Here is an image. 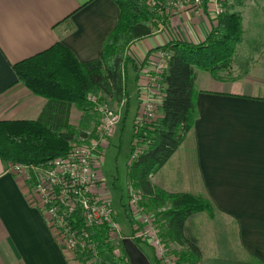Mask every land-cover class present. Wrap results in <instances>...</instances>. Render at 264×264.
<instances>
[{"label":"crops","instance_id":"0c3cea01","mask_svg":"<svg viewBox=\"0 0 264 264\" xmlns=\"http://www.w3.org/2000/svg\"><path fill=\"white\" fill-rule=\"evenodd\" d=\"M251 1L259 8L264 4V0ZM246 4L245 0L242 7ZM202 7V14L172 11L149 36L130 44L129 56L142 63L135 71L138 102V90L149 84L168 41L200 42L215 26L219 15L212 0H204ZM118 15L112 0H0V120L35 119L46 102L18 81L13 63L56 42L79 62L94 61ZM241 18L242 40L229 68L220 71L219 78L197 70V115L184 140L193 147L189 187L152 184L167 192L204 196L220 212V227L203 212L216 232L218 251L204 259L225 257L226 248L237 259L264 264V41L255 39L253 20L248 18L246 28ZM79 116L72 108L70 121L77 123ZM8 164L0 160V264H83L35 205L30 186ZM199 247L203 255L200 243Z\"/></svg>","mask_w":264,"mask_h":264},{"label":"trees","instance_id":"16d2710c","mask_svg":"<svg viewBox=\"0 0 264 264\" xmlns=\"http://www.w3.org/2000/svg\"><path fill=\"white\" fill-rule=\"evenodd\" d=\"M112 1L119 9L117 23L105 38L96 60L81 63L65 45L56 42L12 64L18 81L46 102L35 119L0 120L1 161L39 164L64 155L73 140L85 135L94 119L88 107L89 94L116 105L126 103V65L130 62L135 71L142 68V63L138 65L129 56V46L165 22L167 14L159 13V9L170 0H156V6H151L148 0ZM244 1H227L225 11L216 18L215 26L203 41L174 39L163 46L168 58L159 75L160 114L151 127L145 128V135L135 127L133 130L132 138H140L143 147L135 158L130 155L127 175L131 186L140 191L141 206L158 218L165 243L182 247L175 252L177 259L173 264H262L237 259L226 248L229 255L204 259L190 220L193 215L205 212L214 226L220 227V212L204 196L167 192L150 179L193 127L197 115L194 102L197 70L219 78V72L229 68L235 47L242 40V18L236 9ZM72 108L80 113L77 123L70 121ZM133 151L131 142V154ZM105 235V225L95 229L97 252L103 264H132L127 247L133 245L144 253L140 245L146 243L134 239L121 241L120 254H116ZM155 262L159 264L156 259Z\"/></svg>","mask_w":264,"mask_h":264},{"label":"built area","instance_id":"2783aa9c","mask_svg":"<svg viewBox=\"0 0 264 264\" xmlns=\"http://www.w3.org/2000/svg\"><path fill=\"white\" fill-rule=\"evenodd\" d=\"M227 1L229 0H212L214 12L222 14ZM203 2L204 0H170L159 9V13L170 14L172 11L189 10L202 14ZM148 3L151 6L157 4L156 0H148ZM159 58L149 84L141 89L140 94L142 107L138 115L137 130L144 135L145 128L151 127L158 117L157 108L162 95L159 75L165 68L168 52H159ZM87 101L94 114V126L91 130H86L84 136L73 140L64 155L39 164L9 162L8 167L30 186L35 205L53 224L61 242L83 264H103L97 252L95 229L105 225V236L110 240L118 228L113 219L110 201L101 185L102 176L98 165L107 138L119 122L121 114L99 95L89 94ZM132 143L134 151L131 158H135L143 145L137 137L133 138ZM129 197L130 205L140 214L139 220L145 223L139 236L149 239L157 249L160 241L153 227L154 220L150 214H144L143 210L137 207L139 195H136L132 186ZM163 263L173 264L170 259L165 260V257Z\"/></svg>","mask_w":264,"mask_h":264},{"label":"rangeland","instance_id":"374dc122","mask_svg":"<svg viewBox=\"0 0 264 264\" xmlns=\"http://www.w3.org/2000/svg\"><path fill=\"white\" fill-rule=\"evenodd\" d=\"M246 1V6L244 8L239 7L236 11L239 13L241 12L246 28L248 27V18L253 20L252 25L254 31L256 34L258 33L255 35V39L264 41V4L261 8H259L253 1ZM249 42H251V39H249ZM125 82L126 103L123 102L120 105H116L113 102L107 101L113 109L116 108L120 112L121 118L111 135L107 138V142L105 143L106 146L102 151V156L98 165V171L102 176L101 185L110 201L113 219L118 228L116 234H112V238L109 242L113 246L114 252L116 254H120L121 241L125 238H130L133 241L134 239H139L140 241L146 243H142L140 246L147 254V258H149L152 264H155V259L159 262V264H164V257L165 260L169 261L170 259V261L174 262L177 259V254L175 252L182 249V247L176 243H165L160 235L161 229L159 227L158 218L152 214L151 211H148L146 208L141 206L140 191L135 188H133L134 192L136 195H139L137 207L141 208L144 214H150L154 220L153 227L156 229L155 233L160 241V245L157 249L149 239L139 236V232L144 229L145 223H142L139 220L140 214L136 212L137 210L135 207L130 205L129 192L131 184L127 172L131 155V142L133 140L132 134L134 127L138 129V115L140 114L142 107V103H140L141 100L138 102L137 99L135 70L130 62L126 65ZM141 91V89L138 90V96L142 94ZM159 106L160 105H158L157 108V115L160 113ZM138 108L140 109L137 112ZM93 126L94 119L89 124L87 130H91ZM193 164V147L190 143L184 141L180 145L179 149L171 156L168 162H166L165 165L158 170L153 179H151L152 183L155 184L159 181L165 185H172V183L175 182V186L182 184L183 187L187 188V186L189 187L188 174L190 169L193 167ZM167 190L170 191V189ZM194 217L195 219L191 221H194V230L198 235L199 243L203 251V257L217 256L216 232L212 228V223H210L209 217L203 212L198 213L197 216ZM147 244H149L153 249V253ZM153 254L155 255L153 256Z\"/></svg>","mask_w":264,"mask_h":264},{"label":"water","instance_id":"95a60500","mask_svg":"<svg viewBox=\"0 0 264 264\" xmlns=\"http://www.w3.org/2000/svg\"><path fill=\"white\" fill-rule=\"evenodd\" d=\"M124 240L132 241L130 238H125ZM127 250L132 264H151L147 256L135 245L127 247Z\"/></svg>","mask_w":264,"mask_h":264}]
</instances>
